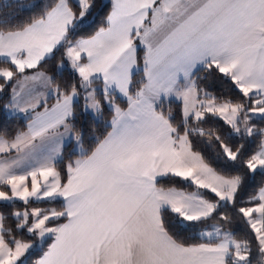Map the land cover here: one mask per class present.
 <instances>
[{"label": "snow or ice", "instance_id": "snow-or-ice-1", "mask_svg": "<svg viewBox=\"0 0 264 264\" xmlns=\"http://www.w3.org/2000/svg\"><path fill=\"white\" fill-rule=\"evenodd\" d=\"M0 65V264H264V0H11Z\"/></svg>", "mask_w": 264, "mask_h": 264}, {"label": "trees", "instance_id": "trees-1", "mask_svg": "<svg viewBox=\"0 0 264 264\" xmlns=\"http://www.w3.org/2000/svg\"><path fill=\"white\" fill-rule=\"evenodd\" d=\"M11 0H0V4H7V3H10ZM25 3L28 2V0H24ZM6 11H9V12H13L15 13V10H16V6L15 4H13V6L11 8H8V9H5ZM107 11V9H105V12ZM30 13L25 11V12H22V13H19L20 17L21 18H24V17H27ZM103 25V15H101L99 17V19H97L96 21V25L95 27H99V26H102ZM0 66H3V65H0ZM10 95H11V91L10 89L7 90L6 94L3 96V97H0V130H6L8 133L12 134V133H15L17 130H26V125L28 123L27 119L25 118H22V117H18V116H9L4 110H3V105L7 102L8 98H10ZM53 101L50 100L49 102ZM118 102L121 103V106H125V103L124 101L122 100H118ZM105 117L106 119H110V116L107 114V112L105 113ZM218 123V122H217ZM221 127L222 130L226 131V128H224L223 125H219ZM105 131V128H104V125L101 124L98 129H97V132L98 134L100 133H103ZM89 144L90 142H87L85 144V147H89ZM69 151H71V149H69ZM61 167H63L61 165ZM164 186H168V182L165 181V185ZM176 186L177 187H184L185 184L183 183H179V182H176ZM189 190H194V189H189ZM41 207H45V206H58L57 205H48V204H41L40 205ZM180 238L186 242H189V243H197V242H202L200 240V238L193 233H190L188 231H184L181 233V236Z\"/></svg>", "mask_w": 264, "mask_h": 264}, {"label": "crops", "instance_id": "crops-1", "mask_svg": "<svg viewBox=\"0 0 264 264\" xmlns=\"http://www.w3.org/2000/svg\"><path fill=\"white\" fill-rule=\"evenodd\" d=\"M39 90H40V91H45L44 89H39ZM52 99H53V101L49 102V101L52 100ZM120 100H122V99H120ZM122 101H123V100H122ZM48 103H49V105L55 103V98H54V96H50V97H49ZM40 110H42V109H40ZM12 116H18V117H22V118H25V119H26L25 114H23V113H16V114H14V115H12Z\"/></svg>", "mask_w": 264, "mask_h": 264}]
</instances>
